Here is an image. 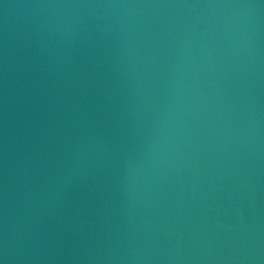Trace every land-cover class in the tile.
Wrapping results in <instances>:
<instances>
[{"label":"water","instance_id":"obj_1","mask_svg":"<svg viewBox=\"0 0 264 264\" xmlns=\"http://www.w3.org/2000/svg\"><path fill=\"white\" fill-rule=\"evenodd\" d=\"M0 264H264V0H0Z\"/></svg>","mask_w":264,"mask_h":264}]
</instances>
